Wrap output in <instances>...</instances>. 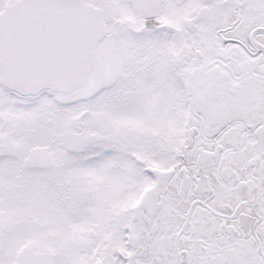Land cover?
Masks as SVG:
<instances>
[{"label": "snow or ice", "instance_id": "snow-or-ice-1", "mask_svg": "<svg viewBox=\"0 0 264 264\" xmlns=\"http://www.w3.org/2000/svg\"><path fill=\"white\" fill-rule=\"evenodd\" d=\"M0 264H264V0H0Z\"/></svg>", "mask_w": 264, "mask_h": 264}]
</instances>
